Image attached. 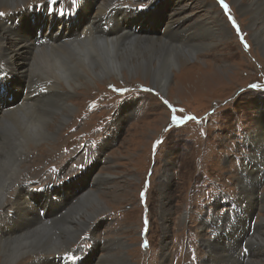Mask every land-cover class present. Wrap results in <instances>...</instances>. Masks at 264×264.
<instances>
[{
  "label": "rangeland",
  "instance_id": "rangeland-1",
  "mask_svg": "<svg viewBox=\"0 0 264 264\" xmlns=\"http://www.w3.org/2000/svg\"><path fill=\"white\" fill-rule=\"evenodd\" d=\"M43 1L50 0L38 3ZM57 1L64 2L68 10H75L83 0H76L75 4L72 0ZM157 1L164 0H118L115 6L127 9H123L126 16L122 20L127 31L136 27L135 34L157 37L163 32L162 28H156L157 21L172 16L171 46L184 42L199 46L187 60L170 67L172 74L167 81V91L153 85L151 80L132 78L129 74L121 78L112 75L97 80L94 86L76 88L66 100L74 104L70 119L51 128L52 134L47 140L33 143L27 150L35 155L28 157L31 162L23 164L26 157L22 155L21 179L32 188L48 183L62 184L59 192L60 189L69 191L67 182L83 173L84 167V171L92 168L93 173L108 179L101 188L105 195L99 194L104 195L106 210L85 220L73 233L75 239L70 240V246H74V253L84 255L90 251L92 243L88 231L102 220L103 225L95 233L98 240L105 242L121 236L127 243L124 250L121 248L122 252L132 264H208L209 261L227 264L231 261L228 256L231 259L240 256V249L235 245L240 240L237 233L243 234L244 247L252 245V252H258L253 255L251 250L246 251L249 253L246 256L251 257L252 262L264 264V146L260 145L261 141L253 144L249 141L258 126L264 128V45L254 43L248 28V11L239 12L233 0H224L227 7L219 0H180L181 6L188 8H184L183 11H187L180 16L178 5L173 15L167 13L168 10L164 12V7L131 11ZM116 12L114 9V21L109 28L117 34L120 18ZM147 15L155 20L144 21ZM179 17L186 19L182 26ZM206 18L215 23L218 31L213 30L211 37L199 30L200 21ZM218 19L229 29L223 28ZM1 35L0 32V40ZM157 56L163 65H170L163 53ZM180 80L187 86L174 89ZM5 87L7 91L11 89ZM128 106L134 110L129 111L128 116V112H124L126 117L116 123L122 109ZM10 125H2L1 133L6 135L15 129ZM98 126L104 127V132L99 133ZM84 132L99 137L96 139L102 146L95 145L93 137L82 139ZM113 134H117L116 140ZM58 146L61 150H57ZM89 147H93L90 153L87 152ZM96 152L101 156L94 165ZM89 181V177L77 178L76 191ZM18 188L10 191L13 198ZM242 193L248 205H239L240 211L251 210L250 217H246L248 225L242 220H230L235 214L230 201L236 202ZM228 198L232 199L228 201ZM251 202L253 209L249 208ZM2 213L0 209V215ZM218 217H222L221 222ZM67 220L68 217L64 221L69 224ZM214 225L220 231L219 244L223 250H229H224L221 258L209 256L204 242V239L216 238ZM113 249L111 245L109 250ZM105 253L98 251L97 258ZM24 260L33 264L37 258ZM0 264L3 263L0 261Z\"/></svg>",
  "mask_w": 264,
  "mask_h": 264
},
{
  "label": "bare ground",
  "instance_id": "bare-ground-1",
  "mask_svg": "<svg viewBox=\"0 0 264 264\" xmlns=\"http://www.w3.org/2000/svg\"><path fill=\"white\" fill-rule=\"evenodd\" d=\"M39 1L0 0V32L2 33L0 40V70L9 76L1 80L4 84V91H0V140L2 138L0 141V209L3 211L0 215V261L3 264H21L22 262H24L23 264H29L28 261L24 260L26 258H37L33 264H58L56 263L57 254L59 256L63 253L80 254L74 253V246H70V240L75 239L73 233H76L80 225L85 223V220H91L99 212H105L106 210L103 204L105 193L101 191V188L104 183L108 182V179L102 178L101 174L93 173L92 168L84 171V167L83 173L77 175V178L83 180L89 177V183L84 185L80 191L77 190L74 193L72 192V186L77 180L67 184L69 191L65 192L63 189H60V192L57 191L58 202L52 201L49 191L45 195L34 193L30 183H23L25 181L21 179L24 171L23 164L26 161L31 162V159H29L31 155L35 156L34 153H29L27 150L33 146V143L47 140L52 134L51 128H57V125L59 127L62 123L68 121L73 114V102L68 103L66 101L68 97L70 98L73 95L72 91L86 85L94 86L93 84L97 80L109 78L112 75L121 78L123 75L129 74L132 78L138 76L143 77L145 80H151L153 85L166 92V88L169 87V85L167 87V81L172 74L170 67L177 66L180 62L187 60L199 47L189 42L183 43L187 46H182L183 44L171 46L172 16H165V21L156 20V28L163 29V32L157 37L135 34L137 32L136 27H132L130 31H127L126 25L122 21L126 16L123 9L126 8L116 7L115 3L118 0H83L78 4L77 9L72 10L78 13V16L76 15L78 19L74 17L77 20L68 17L71 21L65 22L60 17L57 19L51 17L45 11L38 16V20L32 22L30 18L32 12L28 11L30 6L39 8L41 5H49L51 9L68 12V7L64 2L57 1L53 4L50 1L38 3ZM233 3L236 4L239 12L248 11L250 17L248 28H250L254 43L256 41L259 45H264V0H233ZM177 5L181 9L177 13L178 16L187 11H183L184 8L188 9L185 5L181 6L180 0H164L161 3L157 1L151 6L131 11L145 12L151 10V8L162 9L161 7H164V12L168 10L167 13L173 15L176 13L177 9L175 8ZM6 7L9 9L2 10ZM114 9L117 10L116 13L120 18L117 34L111 31L110 28L105 30V26L112 24L114 21ZM109 10L111 11L109 12ZM147 16L146 19H143L144 21L147 20L150 23L155 20V17ZM173 19L175 18L173 17ZM178 19L181 21L180 26L186 22L185 18L179 17ZM210 19L206 18L200 21L199 30L207 37L213 34L214 31L218 32L214 28L215 23ZM218 22L223 25V28H227L224 21L218 19ZM36 27L43 32L42 38L35 35L34 30ZM156 31L155 34H157ZM43 39H46L45 43L40 42ZM190 41L194 40L190 39ZM9 42L11 46L8 44ZM88 51L91 52L84 56ZM158 53H163L166 60L170 61L168 67L159 60ZM118 61H121L122 64L115 65ZM199 75L202 80V74ZM207 75L209 74L207 73ZM15 78L23 84V92L19 90L22 86L16 85L18 87L16 92L22 96L17 101L18 104L10 108L5 101L7 93V87L5 86H9L10 82L14 83ZM183 84L184 82L180 80L174 89L187 86V83ZM67 90L71 91L72 94ZM133 110L132 106L123 108L121 111L123 116L120 113L116 123L122 122L120 119L124 117V112H128L126 114L128 116L129 111ZM10 123L15 129L6 135L2 134V125H10ZM259 127L249 141L252 144L261 141L260 145L264 146V128ZM97 130H99V133L104 132V127L98 126ZM111 136L113 139H117V134ZM92 137L95 139V145L102 146L101 141L96 139H99V137L95 135L85 133L82 139ZM92 148L89 147L87 152L90 153ZM57 150H61V147L58 146ZM104 150L105 148L101 152H104ZM23 154V158H26L21 165ZM93 155L95 156L94 153ZM100 156L101 154L97 153V156L94 157V165L95 161H99ZM83 161L85 160L83 159ZM103 180L104 182L101 183ZM17 186H19L17 195L13 198V193L10 191H16ZM244 196L243 193L239 194L236 202L230 201L232 210H235V214L230 217V220H242L246 223V217L249 216L251 210L240 211L239 205L242 207L248 205V202L243 200ZM230 199L232 198H228V201ZM253 207L254 203L251 202L249 208L253 209ZM40 209L46 211L45 216L40 215ZM67 217L70 221L69 224L64 221ZM205 220L208 221V219ZM221 220L222 217H218V221L221 222ZM206 224L208 225V223ZM102 225V220H98L88 231L92 243L89 251L90 255L87 256V261L89 260L90 263L84 262L83 264H95V262L97 264H132L127 259L126 254L122 252L121 248L124 250V244L127 243L121 236L113 240L106 239L105 242L103 240L104 244H101L102 242L98 240L95 233ZM214 228L216 238L214 240L204 239V242L207 244L209 256L221 258L225 251L228 252L229 250H223L222 244H219V238H221L218 235L219 228L215 225ZM209 229H212V227L210 226ZM213 234L215 233L213 232ZM236 236L240 238L239 242L235 244L236 248L240 249V256L237 259H231L228 256L231 261L227 264H263L252 262L251 257L246 256V251L251 250L250 254L253 255L258 252H252V245L244 247L245 245L241 244L243 234L237 233ZM111 245H114V249L110 251ZM164 247L166 246L164 245ZM98 251L100 254L101 252L106 253L99 255L100 258H97ZM162 254L166 256L164 250ZM24 255H26L25 258ZM106 255H110L111 258L106 259ZM21 257L24 259L18 262ZM208 264L213 263L209 261ZM222 264L226 263L223 262Z\"/></svg>",
  "mask_w": 264,
  "mask_h": 264
},
{
  "label": "snow or ice",
  "instance_id": "snow-or-ice-1",
  "mask_svg": "<svg viewBox=\"0 0 264 264\" xmlns=\"http://www.w3.org/2000/svg\"><path fill=\"white\" fill-rule=\"evenodd\" d=\"M50 2L53 3V4H55V3H57V0H50ZM72 2H73V4H75V3H76V0H72ZM219 2H220L224 7H227V5L224 4V0H219ZM253 87H255V85H253ZM173 119L175 120V119H177V118H176V117H173Z\"/></svg>",
  "mask_w": 264,
  "mask_h": 264
}]
</instances>
